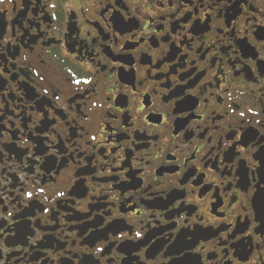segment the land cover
<instances>
[{
    "label": "flooded vegetation",
    "instance_id": "1",
    "mask_svg": "<svg viewBox=\"0 0 264 264\" xmlns=\"http://www.w3.org/2000/svg\"><path fill=\"white\" fill-rule=\"evenodd\" d=\"M0 264H264V0H0Z\"/></svg>",
    "mask_w": 264,
    "mask_h": 264
}]
</instances>
